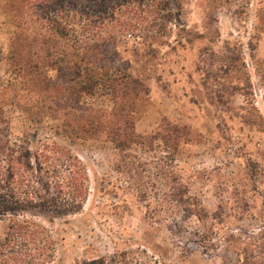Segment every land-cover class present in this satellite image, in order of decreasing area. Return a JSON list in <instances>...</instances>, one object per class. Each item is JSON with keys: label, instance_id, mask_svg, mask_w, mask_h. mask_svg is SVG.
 I'll list each match as a JSON object with an SVG mask.
<instances>
[{"label": "rangeland", "instance_id": "374dc122", "mask_svg": "<svg viewBox=\"0 0 264 264\" xmlns=\"http://www.w3.org/2000/svg\"><path fill=\"white\" fill-rule=\"evenodd\" d=\"M2 4L0 0V85H7L13 67L9 46L19 30ZM172 12L170 36L153 42L147 56L120 47L116 64L146 87L137 103V134L155 133L164 120L185 129L176 172L190 196L216 217L204 224L195 217L182 222L176 209L162 208L157 198L138 201L126 189L127 179L113 170L115 151L109 142L61 138L87 169L88 198L79 213L67 217L30 215L58 244L50 264L111 259L123 251L131 253L130 264H234L235 255L218 247L225 229L242 238L240 248L248 245L246 237L255 236L249 242L264 245V0H187L180 11L173 3ZM48 76L65 88L67 71H50ZM16 89L17 108L10 105L13 94L3 96L11 130L16 135L27 132L31 142L44 139L56 123L47 119L26 127L32 116L22 109L29 94L20 84ZM85 102L111 108L105 92ZM160 213L178 223L153 230L146 218ZM6 225L0 220V237ZM211 233L212 246L198 238ZM145 241L157 247L155 253L139 254L149 249ZM254 245V254L264 258ZM259 257L257 264H264Z\"/></svg>", "mask_w": 264, "mask_h": 264}, {"label": "trees", "instance_id": "16d2710c", "mask_svg": "<svg viewBox=\"0 0 264 264\" xmlns=\"http://www.w3.org/2000/svg\"><path fill=\"white\" fill-rule=\"evenodd\" d=\"M1 1L19 31L14 32L8 51L13 66L10 80L0 85V220L7 222L0 237V264L52 263L58 244L52 232L30 215L52 213L63 218L79 213L87 201V169L61 138L109 142L115 151L113 170L127 179L126 189L138 201L157 198L162 208L176 209L182 222L192 217L201 224L215 219L190 196L176 172L185 129L164 120L155 133L137 134V103L146 87L129 69L116 64L120 47L135 56L141 50L142 56L149 55L153 42L172 33V4L180 11L187 0ZM54 70L67 71L65 88L48 76ZM17 84L29 94L22 109L32 116L26 127L42 125L47 119L56 123L44 139L36 137L31 142L27 132L16 135L11 130L3 96H17ZM99 92L109 96L110 109L85 102ZM16 98L10 105L17 108ZM163 215L146 218L153 230L158 229L156 225L178 223ZM212 235L198 238L211 244ZM220 235L218 247L235 255L234 264H257L259 255L249 242L255 236L244 238L248 245L240 248L242 238L232 230ZM144 244L150 251L144 248L139 254L155 253L157 247L151 242ZM256 248L260 254L264 251V245ZM130 257L131 253L123 251L111 259L97 257L76 264H130Z\"/></svg>", "mask_w": 264, "mask_h": 264}]
</instances>
